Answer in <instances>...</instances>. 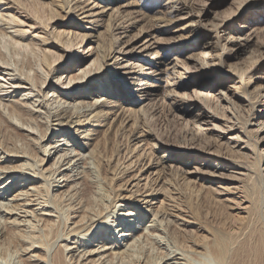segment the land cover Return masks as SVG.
Listing matches in <instances>:
<instances>
[{"label": "bare ground", "instance_id": "bare-ground-1", "mask_svg": "<svg viewBox=\"0 0 264 264\" xmlns=\"http://www.w3.org/2000/svg\"><path fill=\"white\" fill-rule=\"evenodd\" d=\"M101 1L0 0V264H264V0Z\"/></svg>", "mask_w": 264, "mask_h": 264}, {"label": "rangeland", "instance_id": "rangeland-1", "mask_svg": "<svg viewBox=\"0 0 264 264\" xmlns=\"http://www.w3.org/2000/svg\"><path fill=\"white\" fill-rule=\"evenodd\" d=\"M18 2H20L21 4H23V6L24 7H26V9L29 11V12H33V13H37V14H39L38 16H40V17H43V22L46 24V25H49L47 22H46V19H47V16L49 17V13H48V9L46 8V6L45 7H43V1L44 0H17ZM128 1H133V0H128ZM182 1H185V0H182ZM186 1H188L189 2V4H191L192 5V8H199L200 7V1H198V0H186ZM192 1H194L193 2V4L191 3ZM41 2H43L41 5H40V3ZM45 2H47V1H45ZM106 3V1L105 0H103V1H101V3L102 4H104V3ZM114 2V1H113ZM116 2H117V4H115V6H118V4L119 3H121V2H119L118 0H116ZM140 2H145L146 3V0H142V1H140ZM196 2V3H195ZM124 3V2H123ZM195 3V4H194ZM29 8V9H28ZM34 8H36V9H34ZM44 8H46L47 10L45 11V9ZM41 11V12H40ZM166 14V13H165ZM164 14V15H165ZM156 15H163L162 13L161 14H158V13H156ZM166 15H169V14H166ZM45 18V19H44ZM175 20H177V18H173V21H172V23H171V27H172V29L171 30H174V28H175V26L176 25H179L180 23H183L184 21L183 20H179V21H175ZM48 21V20H47ZM186 22H188L189 23V20L188 21H186ZM186 22H184V23H186ZM142 24H143V22H141ZM141 23H139L138 24V28L140 27H144V25H142ZM187 23V24H188ZM142 25V26H141ZM191 28H189L188 30H186L185 32L184 31H177V32H172V33H170V34H166V35H162L161 37L162 38H169V37H175V36H177V35H184L185 36V38H189V36L190 35H192V31L190 30ZM86 30V29H85ZM87 31V30H86ZM136 32V30H133L132 32H131V34H133V33H135ZM171 32V31H170ZM83 33V32H82ZM193 36H195L194 34H193ZM196 38H199L197 35L195 36ZM177 38H173V39H171V40H176ZM192 45V47H193V44H191ZM227 45H229V44H227ZM185 51H184V53L182 54V55H180V56H182V57H188V56H190V55H194V54H196V53H198L199 52V49H195L194 47L192 48V49H184ZM168 61V59H166L164 62H167ZM252 73V72H251ZM220 74H222V73H219V75ZM213 75H211V77H212ZM261 81H264V78H258V79H256L255 80V82H256V85H258V84H260V83H264V82H261ZM233 84H232V82H228V83H226L225 85H220V84H217V85H215L214 87H211V88H207V87H205V89H203V91H205V93H207L209 96H211V97H214L215 98V101H216V99H218V102L216 101V103H218V105L220 106H222V105H227V102L225 101V97H224V95H226V96H228V97H232L231 99H234V98H236V100H238V98H237V96L234 94L233 95V93L228 89V86H232ZM238 86V85H237ZM124 92H122V94H123ZM104 97V96H103ZM224 98V99H223ZM166 103V104H165ZM204 102H202V104H203ZM165 106H164V105ZM160 103V106H161V108H160V106L158 105V107H157V105H156V110H155V112H154V115H153V117H152V120L149 122L150 124H151V126L149 125V123H148V125H149V127L151 128L152 127V131L154 132V133H156L159 137H162V139L163 140H165V139H167V141H169L170 142V140H173V139H171V137H172V135L174 136V139L176 140V138H180V136H179V133L178 134H176L177 132H179L180 131V135H181V128L183 127L182 125H183V123L185 122V120H186V123H187V120L190 122H188V124H190V125H193V124H195L196 122H200V117L199 116H196V114L199 112L198 110L197 111H195V113H193V114H184V113H181V112H176L178 115H180V117H182V119H176V118H172L170 115H171V110H172V108L174 107L173 105H170L169 104V102H164V103ZM204 104H207V105H211L212 103H204ZM214 104H215V102H214ZM124 105L126 106V104L124 103ZM199 106H200V108L202 107L201 106V104L199 103L198 104ZM154 106L155 105H153V107H152V109H154ZM127 107V106H126ZM128 107H130V106H128ZM151 106H149L148 105V107L147 106H145V109L147 108H150ZM264 107V103H261L260 105H258L257 107H256V109L257 110H261L262 108ZM171 109V110H170ZM150 110H151V108H150ZM158 110V111H157ZM162 110V111H161ZM157 111V112H156ZM159 112V113H158ZM194 114H195V116H194ZM188 115V116H187ZM189 115H191V116H189ZM193 116V117H192ZM195 117V118H194ZM170 118V119H169ZM172 118V119H171ZM153 119H154V121H153ZM182 121V122H181ZM196 121V122H195ZM177 122V123H176ZM179 122H180V124H179ZM195 122V123H194ZM193 123V124H192ZM218 123V125H222L221 123V120H220V122H217ZM153 125V126H152ZM180 126V127H179ZM202 127H205V125H203L202 124ZM99 130H100V133H98L97 135H96V140L97 139H99V138H101L102 137V135H103V132H102V127H97ZM179 128V129H178ZM175 132V133H174ZM216 133H219V131H216ZM167 134V135H166ZM175 134H176V137H175ZM263 135V134H262ZM170 137V138H169ZM173 138V137H172ZM170 139V140H169ZM174 141V140H173ZM173 141H171V142H173ZM226 141H228V139H224L223 140V142H226ZM150 146H152V149H154V151H155V153H154V156H159V154H160V152H159V148L161 147L160 145H157V146H155V145H151L150 144ZM157 147V149H155ZM151 148V147H150ZM179 166H181V167H184V165L182 166V165H180L179 164ZM193 175H197V174H192V176ZM160 199H161V197H159ZM130 203H131V205L132 206H134V208H136V206L133 204V202H131L130 201ZM142 204V203H141ZM144 204V205H143ZM140 207H139V209L141 210V212H143L145 209H147V207L145 206V203H143ZM155 204H157V203H154V206H152L153 208H155L156 206H155ZM188 204L190 205V207L193 209V210H195L196 211V213H198V216H200V213L202 212V210H203V206H202V203H201V200L199 199V197H197L196 198V195H192L191 196V198H190V200L188 201ZM143 207H145L144 209H143ZM152 210V209H151ZM150 210V211H151ZM150 211H147L146 212V214H148L149 215V213H150ZM147 216V215H146ZM169 220H173V218L172 217H170L169 218Z\"/></svg>", "mask_w": 264, "mask_h": 264}]
</instances>
